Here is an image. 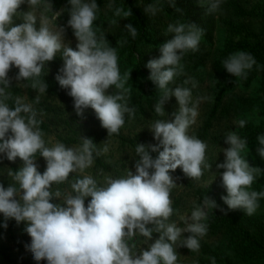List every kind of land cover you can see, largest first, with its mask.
Segmentation results:
<instances>
[{"label":"clouds","instance_id":"1","mask_svg":"<svg viewBox=\"0 0 264 264\" xmlns=\"http://www.w3.org/2000/svg\"><path fill=\"white\" fill-rule=\"evenodd\" d=\"M22 3L24 0H0V84L4 85L0 88V154L13 162L19 158L23 164L14 175L9 172L19 185V199L16 186L4 188L0 185V214L5 221L11 218L17 223H27L25 231L31 238L29 251L37 262L46 260L47 264H176L178 255L174 245L181 241L183 232L193 235L183 239L179 246L198 251L197 236L203 237L208 231V226L199 222L205 219L206 213L194 206L189 217L193 223L185 228L168 222L173 214L170 192L177 186L169 173L181 168L187 177L199 178L203 168L210 169L211 165L205 159L207 143L188 134L198 115L191 90L187 87L172 90L168 85L174 77L184 73L183 56L188 51L198 50L204 30L194 23L179 20L169 24L167 32L172 33L173 38L160 47V57L146 65L150 70L149 79L163 91V97L154 106L155 113L165 116L163 105L170 96L176 98L179 106L171 122L158 119L152 124L150 131L159 144L149 148L157 152L162 147L158 157L153 159L144 145H137L135 151L139 159L135 162L134 173L128 170L122 178H107V187H99L91 176L77 179L71 184L76 194L66 196L61 206L50 202L54 196L61 195L59 191L55 194L50 191L52 184L63 183L70 173L91 166L95 144L89 138H81L79 149L60 142L47 147L39 128L42 121L36 119L31 105L22 103L20 98L16 99L14 108L5 103L9 99L5 88L9 87L10 67L18 69L16 79L39 76L45 62L52 61L63 49V67L56 76L58 84L70 89L68 94L74 99L76 114L82 116L84 109L91 108L108 134H118L125 123V114H135L136 109L128 106L123 94L131 91L125 88L131 72L121 76L116 48L109 46L103 34L97 37L94 31L93 22L98 12L95 0H70L68 25L78 41L76 50L63 44V28L52 31L45 22L37 30L36 17L31 12L24 15L23 24L11 26ZM221 3L222 0H211L208 11H217ZM158 10H162V6L158 9L156 5H148L145 12L155 15ZM114 14L124 19L132 16L131 9L125 10L123 6L116 7ZM124 28L133 38L138 35L137 28L130 23ZM255 64V58L244 51L223 61L227 73L234 77H246L247 70ZM184 83L196 86L191 78ZM113 85L123 93L107 94ZM46 89L47 85L41 83L40 91L45 93ZM21 113L28 115L25 118ZM245 123L239 120L240 127ZM9 132L11 135L6 139ZM257 141L260 145L257 152L264 158V135L258 136ZM224 143L228 145L223 149L225 159L217 164V169L223 170L221 178L228 193L223 198L224 203L229 209H244L252 215L259 207V199L264 198V191L250 190L261 169L250 167L242 155L247 148L246 139L229 132ZM37 152L46 161L43 174L37 170ZM86 197H91L87 207ZM204 205L212 209L217 207L215 201L206 196ZM149 224L155 227H146ZM3 226L6 228L7 224ZM136 231L148 240L153 231L160 235L147 249L133 256L126 237L133 236Z\"/></svg>","mask_w":264,"mask_h":264},{"label":"rangeland","instance_id":"2","mask_svg":"<svg viewBox=\"0 0 264 264\" xmlns=\"http://www.w3.org/2000/svg\"><path fill=\"white\" fill-rule=\"evenodd\" d=\"M28 12L35 15V28L37 30H39L45 22H47V26L52 31L63 28V44L76 50L78 41L74 35L73 29L66 23H63L59 16H56V13H59V11L45 0H36L35 3H33L32 0H24V3L17 8L16 14L13 16L11 26L23 24L25 22L24 15ZM224 35V30L218 25L213 35L212 44L198 47L203 61L201 66H199L197 74L193 75L190 67L184 65L181 61L184 65V73L174 77L173 81L168 85L172 90H174L175 87L189 88L191 90L192 103L197 104L198 115L195 117V122L188 129L189 135H195L197 129L201 126L206 113L212 106L215 89L217 87L216 85L223 80L225 68L223 64H216L213 59L216 57L215 52L221 48L222 42H224ZM237 40V37L234 38V41ZM61 53H63V49L56 54ZM62 67L63 64L60 63L44 64L43 70L46 74L56 78ZM118 67L122 77L124 73L129 72L124 69L121 70L119 65ZM16 77L17 76L14 74H7L9 84L15 85L21 90V94L18 98L21 99L22 103L30 104L37 114L36 117L48 124L47 130L42 131L44 133L43 139L47 147H52L55 143L60 142L66 147L79 149L82 146L81 138H89L95 144V150L93 151L94 155L106 166L112 167V170H104L96 166L93 160L91 166L82 170L77 169V171L70 173L65 182L53 183L50 191L53 194L59 191L61 195L58 198L54 196L50 202L53 204H60L61 206H64L63 202L66 196L76 194L73 192L71 184L77 179L91 176L99 187H107V178H122L126 176L128 170L134 173L135 162L139 159L135 151L136 147L134 146L144 145L146 150L151 151L149 146H156L159 144V141L154 139L153 132L150 131L152 124L158 119L171 122L174 119L173 113L178 112L179 108L176 98L170 96L163 105L165 116H158L154 111V106L157 103L155 101L156 98L151 95L147 103L143 100V97H140L141 90L139 88V83L141 80L133 82L130 78V80L125 83V88L131 89L129 93H123V90L118 89L115 85L109 87L107 94L117 95L123 93L127 102L139 101L142 107L137 108L134 116H131L127 123L119 130L122 137L132 141L133 146H131L129 143L122 144L117 141L112 136V133L108 134L107 129L103 128L94 110L91 108L84 109L83 115L78 116L74 105H71L65 99L49 94L47 90L45 93L41 92L39 87L33 90L31 94L48 108L47 113H40L30 102L26 82L22 79H16ZM189 78L195 81V87H193L192 83H184V81ZM257 89L256 84L250 86L249 89L238 88L231 94V98L226 100V103L233 100L234 97L244 96L247 99L252 98L251 101L253 102L249 101L247 104L250 108H253L257 105L259 97H261V93ZM162 97L163 91L158 100ZM189 106L191 107V104ZM227 106L229 107V111L222 118L214 122V127L210 134L211 139L207 142L205 159L206 163L211 165V168H203V175L199 178L187 177L181 168H177L174 172L169 173L177 185L171 190L170 199L172 200V205L176 201L178 205L176 206L171 220L168 222H174L178 227L185 228L188 223H193L189 217L194 210V206L201 207L206 213V217L199 222L206 224L208 226V231L203 237L197 236V239L209 243L217 241L220 237V235L213 234L212 232L214 224L217 223L215 218L217 217L218 211L216 209L217 207L212 209L210 206L204 205V198L205 196L208 197L210 200L215 201L216 206H218L220 202H224L223 198L228 195L227 189L221 178L223 170L217 169V164L223 163L225 159L223 149L228 147V145L224 143L226 134L235 132L241 139V133L243 134L250 127L258 125V122L262 119L257 111L252 112L244 109V107L240 105V102H236L235 105ZM241 119L246 121L243 127L239 125V120ZM10 135L11 132L6 133L5 138L7 139ZM252 142L251 145H247L242 155L245 157L247 163L253 161L252 164H255L257 160H260L262 157L257 152V149L260 147L257 139ZM105 149L107 150L105 151ZM162 150L163 148L161 147L159 151ZM159 151L152 153L158 157ZM35 159L38 172L43 174L46 170V161L42 157H35ZM22 166V161H20L19 158L13 162L9 161L4 154H0V185H3L4 188H7L9 185L16 186L18 189L17 199L20 198L19 185L14 181L13 175ZM10 171L13 175H9ZM90 200L91 197L85 198V207H87ZM225 206L227 205L225 204ZM255 213V215H257L260 212L257 209ZM3 222H5V217L3 214H0V246L5 248L8 252L9 261L6 262L4 259L0 258V264H47L46 260L37 262L29 251L28 246L31 243V238L25 231L27 227L26 222H13L12 236L2 227ZM147 226L154 225L149 224ZM189 235L193 234L183 232L181 241L186 239ZM154 241V238L148 240V238L140 235L138 231H136L133 236L126 237V242L133 256L139 255ZM181 241H178L177 244L174 245L178 255L176 264H201L202 256L199 255V253L191 254L188 248L180 247Z\"/></svg>","mask_w":264,"mask_h":264},{"label":"trees","instance_id":"3","mask_svg":"<svg viewBox=\"0 0 264 264\" xmlns=\"http://www.w3.org/2000/svg\"><path fill=\"white\" fill-rule=\"evenodd\" d=\"M45 1L59 11V18L68 25L71 11L70 0ZM84 2H91V0H84ZM95 2L98 5V12L97 19L93 22V29L96 31L97 37L103 34L109 46L116 48L118 65L121 70L131 72L130 78L133 82L141 80L139 83L140 97H143L147 103L151 95L156 98L155 101L158 103L162 92L149 79L150 70L146 65L150 60L158 59L161 55L160 47L173 38V34L167 32V26L175 24L178 20L194 23L204 30V35L198 45V47H204L212 44L215 29L219 25L226 36L224 35L221 48L215 52L216 57L213 60L216 64H223L228 56L238 51L250 53L255 58L256 64L252 69L247 70L246 77L231 76L224 69L223 80L216 85L212 106L206 113L195 136L207 143L211 139L210 134L214 122L229 111L227 105H235L236 102H240V105L248 111H257L262 117L258 125L250 127L243 134L241 133V139H246L247 145H251L258 136L264 135V0H222L220 8L215 12L208 11L211 0H95ZM109 4L112 5L111 8H109ZM148 5H156L158 9L162 6V10H158L153 15L150 12H145ZM120 6H123L125 10L131 9L132 16L127 19L115 16L116 7ZM113 20H116L117 23L113 24ZM129 23L137 28L138 35L135 38L124 28ZM236 37L238 40L234 41ZM199 51L200 49L188 51L182 59V63L190 67L193 75L197 74L203 61ZM62 56L63 53L56 54L52 61L45 62V64H63ZM8 73L17 76L18 69L12 66ZM20 79L26 82L30 102L40 113H47L48 108L39 99L33 97L31 92L38 89L41 83L47 85L46 90L49 94L65 99L74 105V99L68 94L70 89L61 88L56 78L46 74L43 69L39 76ZM253 84L257 85V90L261 93L255 107L250 108L247 103L252 98L247 99L244 96L234 97L233 100L226 103V100L231 98V94L236 89H249ZM0 88H4V85L0 84ZM5 94L9 96L5 103L10 108H14L16 99L21 94L20 88L9 84V87L5 88ZM128 106L135 109L142 108L139 101H128ZM21 115L26 118L28 114L21 113ZM130 118L131 116L125 114L124 125ZM36 119L42 121L37 117ZM39 128L41 131H46L48 124L42 121ZM112 136L122 144L129 143L133 146L132 141L126 140L119 132L118 134L112 133ZM149 155L153 159L157 158L152 151H149ZM35 157H40L39 152ZM93 160L96 166L104 170H112V167L106 166L94 153ZM252 163L253 161H250L249 166L260 168L261 174L255 178L250 190L264 191V158L257 160L255 164ZM177 205V201L172 205L173 214ZM216 209L218 211L215 218L217 223L214 224L212 232L220 235L221 238L219 237L213 243L199 240L200 249L198 251L190 250L191 254L199 253L202 256L201 264H213V259L215 264H264V198L259 199L258 210L261 214L257 215H255L256 213L248 215L244 209H229L224 202H220ZM171 218L172 216L169 217V220ZM13 222L16 221L10 218L2 223V227L11 236ZM5 223L7 224L6 228L3 226ZM146 227L154 228L155 226ZM159 235L160 233L153 231L152 238L156 240ZM0 258L6 262L9 261L8 252L2 246H0Z\"/></svg>","mask_w":264,"mask_h":264}]
</instances>
